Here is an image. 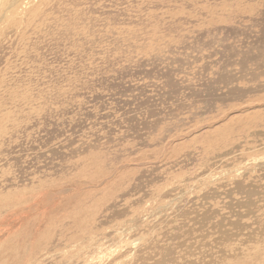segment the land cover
Segmentation results:
<instances>
[{
    "label": "rangeland",
    "instance_id": "374dc122",
    "mask_svg": "<svg viewBox=\"0 0 264 264\" xmlns=\"http://www.w3.org/2000/svg\"><path fill=\"white\" fill-rule=\"evenodd\" d=\"M0 264H264V0H0Z\"/></svg>",
    "mask_w": 264,
    "mask_h": 264
}]
</instances>
